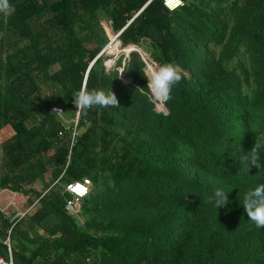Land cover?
Instances as JSON below:
<instances>
[{
	"label": "trees",
	"instance_id": "16d2710c",
	"mask_svg": "<svg viewBox=\"0 0 264 264\" xmlns=\"http://www.w3.org/2000/svg\"><path fill=\"white\" fill-rule=\"evenodd\" d=\"M182 1L169 11L163 0H8L0 261L20 211L13 264H264V228L242 207L264 164L245 171L237 151L256 143L264 159V0ZM105 24L126 53L140 50L115 69ZM166 61L182 79L153 104L143 72ZM82 87L112 88L118 106L77 112ZM74 182L90 194L69 214ZM217 188L227 208L209 202Z\"/></svg>",
	"mask_w": 264,
	"mask_h": 264
},
{
	"label": "clouds",
	"instance_id": "9594fccd",
	"mask_svg": "<svg viewBox=\"0 0 264 264\" xmlns=\"http://www.w3.org/2000/svg\"><path fill=\"white\" fill-rule=\"evenodd\" d=\"M13 11L14 8L8 3V0H0V13L10 15ZM136 50L137 47L134 45V48L130 50L129 55L131 56L132 52ZM121 58L123 59V56ZM116 62L114 69L116 68ZM143 76L147 81L146 87L144 88L147 89L149 102L153 104L167 102L171 98L170 94L173 87L182 79V73L179 66L170 61L160 63L158 66L147 68L143 72ZM122 79L129 80V84L133 82L130 77H125L120 74L119 80ZM71 96L73 97V103L77 108V112L91 106H99L101 108L118 106L117 97L112 88L108 90H98L85 89L82 87L79 90L74 91ZM258 148L259 144L255 143L250 151H244L242 148L237 149L240 153L239 163L243 165L245 171L249 172L251 166L260 169L262 164H264V159L261 158ZM228 193V191H225L222 188H217L209 197V202L217 210L221 207L227 208L231 203L228 199ZM242 207L247 213L248 220L251 221L255 227L264 228V183H258L255 186L249 187L248 190L244 192Z\"/></svg>",
	"mask_w": 264,
	"mask_h": 264
},
{
	"label": "built area",
	"instance_id": "2783aa9c",
	"mask_svg": "<svg viewBox=\"0 0 264 264\" xmlns=\"http://www.w3.org/2000/svg\"><path fill=\"white\" fill-rule=\"evenodd\" d=\"M163 1H164V6L170 11H174L184 6V3L182 0H163ZM119 35L120 33L119 34L114 33L113 39L111 40L109 39V42L105 48V52L110 56H113V55L109 54L108 49L111 47V44L114 43V41L118 42L122 46L121 42L118 40ZM124 55L126 56L125 57L123 56V63L126 64L130 59L129 57L130 55L128 53ZM118 56L120 58L122 55H118ZM108 66H109V62H108ZM109 67H112V66L110 65ZM114 67H115V64H114ZM67 191L70 194V200L65 205V211L69 214H74L76 212V207L80 203V201L89 195L90 188L88 187L87 184L83 182H74L72 185H70L67 188ZM26 214L27 212L23 213V212L18 211L16 215L14 216V218L11 220V223L14 222L12 224V227H14V225L19 220H21ZM12 227L8 230V237L6 238V244L8 245V260L6 262L0 261V264H13L12 246H11V241H10V234L12 231Z\"/></svg>",
	"mask_w": 264,
	"mask_h": 264
},
{
	"label": "rangeland",
	"instance_id": "374dc122",
	"mask_svg": "<svg viewBox=\"0 0 264 264\" xmlns=\"http://www.w3.org/2000/svg\"><path fill=\"white\" fill-rule=\"evenodd\" d=\"M104 28H105V30H106V35H108L107 37H109V39L111 40V39H113V37H114V32H113V30L111 29V27L110 26H108V24L106 25H104ZM137 51H140L138 48H137ZM108 52H109V54H111V55H113V57L111 58V60L112 61H109V66L111 65L112 67H113V69H114V64H115V62L119 59V56L118 55H122V56H126V55H124V54H126V51H125V48L123 49V47L118 43V42H116V41H114V43H112L111 44V47L108 49ZM121 56V57H122ZM144 56L149 60L150 58L147 56V55H145L144 54ZM120 57V58H121ZM122 81L124 82V83H126V84H129V80H127V79H122ZM11 135V132L8 130V131H6L5 133L3 132L2 134H1V138L2 139H6L7 137H9ZM7 199H8V197H6L4 200H0V208H3L4 206H7ZM9 202H12V203H16V201H13L12 199H10L9 200ZM17 204V203H16ZM31 211V210H30ZM29 211V212H30Z\"/></svg>",
	"mask_w": 264,
	"mask_h": 264
},
{
	"label": "crops",
	"instance_id": "0c3cea01",
	"mask_svg": "<svg viewBox=\"0 0 264 264\" xmlns=\"http://www.w3.org/2000/svg\"><path fill=\"white\" fill-rule=\"evenodd\" d=\"M0 158H1V155H0Z\"/></svg>",
	"mask_w": 264,
	"mask_h": 264
}]
</instances>
